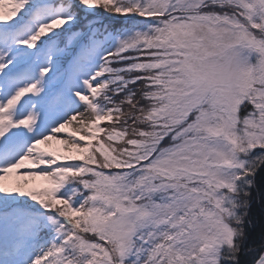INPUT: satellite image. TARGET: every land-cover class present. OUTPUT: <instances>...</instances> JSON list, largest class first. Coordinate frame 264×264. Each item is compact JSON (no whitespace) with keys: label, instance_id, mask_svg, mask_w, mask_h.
I'll return each instance as SVG.
<instances>
[{"label":"snow or ice","instance_id":"6c2138e0","mask_svg":"<svg viewBox=\"0 0 264 264\" xmlns=\"http://www.w3.org/2000/svg\"><path fill=\"white\" fill-rule=\"evenodd\" d=\"M0 264H264V0H0Z\"/></svg>","mask_w":264,"mask_h":264}]
</instances>
